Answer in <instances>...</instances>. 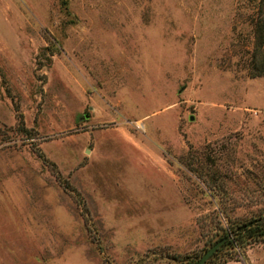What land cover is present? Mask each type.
Wrapping results in <instances>:
<instances>
[{
    "label": "rangeland",
    "instance_id": "1",
    "mask_svg": "<svg viewBox=\"0 0 264 264\" xmlns=\"http://www.w3.org/2000/svg\"><path fill=\"white\" fill-rule=\"evenodd\" d=\"M254 6L0 0V264H185L215 211L264 209Z\"/></svg>",
    "mask_w": 264,
    "mask_h": 264
},
{
    "label": "trees",
    "instance_id": "2",
    "mask_svg": "<svg viewBox=\"0 0 264 264\" xmlns=\"http://www.w3.org/2000/svg\"><path fill=\"white\" fill-rule=\"evenodd\" d=\"M250 25L252 42L246 63V74L249 77L264 76V0H255L254 10L250 16ZM213 174L206 179L205 174L201 181L205 184L207 194L216 197L221 202L222 194L225 191L216 182L217 174L215 172ZM251 220L255 221L238 229L239 226ZM227 233L230 234L229 237L202 264H222L230 259H241L245 263L243 249L247 240L253 241L264 237V209L241 215L230 214L223 208L215 211L212 218L209 219L205 234L206 240L202 249L207 248ZM197 258L196 256L187 259L185 264H194Z\"/></svg>",
    "mask_w": 264,
    "mask_h": 264
},
{
    "label": "water",
    "instance_id": "3",
    "mask_svg": "<svg viewBox=\"0 0 264 264\" xmlns=\"http://www.w3.org/2000/svg\"><path fill=\"white\" fill-rule=\"evenodd\" d=\"M255 220H251L248 221L246 224L241 225L238 227L241 228L245 225H250L251 223H253ZM229 233L221 236L220 238H218L217 240H215L211 245H209L197 258V260L195 261L194 264H202L209 256H211V254L213 252H215V250L223 244V242L229 237Z\"/></svg>",
    "mask_w": 264,
    "mask_h": 264
},
{
    "label": "crops",
    "instance_id": "4",
    "mask_svg": "<svg viewBox=\"0 0 264 264\" xmlns=\"http://www.w3.org/2000/svg\"><path fill=\"white\" fill-rule=\"evenodd\" d=\"M222 264H244V262L241 259H230L223 262Z\"/></svg>",
    "mask_w": 264,
    "mask_h": 264
}]
</instances>
